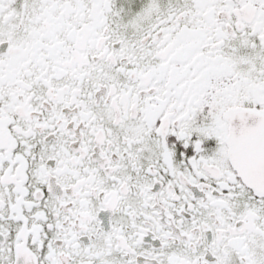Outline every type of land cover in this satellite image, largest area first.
<instances>
[{
  "label": "snow or ice",
  "instance_id": "obj_1",
  "mask_svg": "<svg viewBox=\"0 0 264 264\" xmlns=\"http://www.w3.org/2000/svg\"><path fill=\"white\" fill-rule=\"evenodd\" d=\"M0 264H264V0H0Z\"/></svg>",
  "mask_w": 264,
  "mask_h": 264
}]
</instances>
